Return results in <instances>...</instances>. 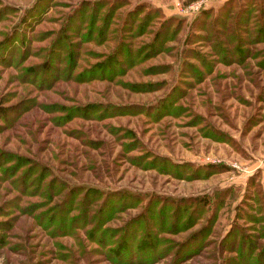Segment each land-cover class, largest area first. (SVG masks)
Returning a JSON list of instances; mask_svg holds the SVG:
<instances>
[{"label":"rangeland","instance_id":"374dc122","mask_svg":"<svg viewBox=\"0 0 264 264\" xmlns=\"http://www.w3.org/2000/svg\"><path fill=\"white\" fill-rule=\"evenodd\" d=\"M0 264H264V0H0Z\"/></svg>","mask_w":264,"mask_h":264},{"label":"trees","instance_id":"16d2710c","mask_svg":"<svg viewBox=\"0 0 264 264\" xmlns=\"http://www.w3.org/2000/svg\"><path fill=\"white\" fill-rule=\"evenodd\" d=\"M8 109H2L0 108V118H4L7 114V111Z\"/></svg>","mask_w":264,"mask_h":264}]
</instances>
